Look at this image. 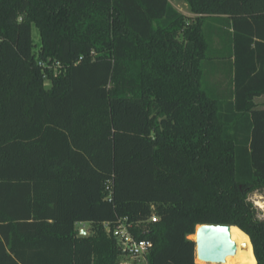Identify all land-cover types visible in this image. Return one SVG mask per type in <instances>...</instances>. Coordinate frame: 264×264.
I'll use <instances>...</instances> for the list:
<instances>
[{
  "label": "trees",
  "instance_id": "16d2710c",
  "mask_svg": "<svg viewBox=\"0 0 264 264\" xmlns=\"http://www.w3.org/2000/svg\"><path fill=\"white\" fill-rule=\"evenodd\" d=\"M183 1L0 0V264H121V218L146 264L203 223L264 264V0Z\"/></svg>",
  "mask_w": 264,
  "mask_h": 264
},
{
  "label": "water",
  "instance_id": "95a60500",
  "mask_svg": "<svg viewBox=\"0 0 264 264\" xmlns=\"http://www.w3.org/2000/svg\"><path fill=\"white\" fill-rule=\"evenodd\" d=\"M231 225L203 223L196 226L193 238L196 261L205 264H219L236 252V243L230 234ZM82 235L85 230H81Z\"/></svg>",
  "mask_w": 264,
  "mask_h": 264
},
{
  "label": "built area",
  "instance_id": "2783aa9c",
  "mask_svg": "<svg viewBox=\"0 0 264 264\" xmlns=\"http://www.w3.org/2000/svg\"><path fill=\"white\" fill-rule=\"evenodd\" d=\"M53 66L56 67L59 66V64L55 63ZM149 219L152 222L157 220L155 215H152ZM131 227L132 224L126 223L125 218H121L118 224L114 227L112 234L116 238L122 256H128L132 259H145L147 253L150 251L152 243L148 239L137 238L134 236L130 230Z\"/></svg>",
  "mask_w": 264,
  "mask_h": 264
},
{
  "label": "rangeland",
  "instance_id": "374dc122",
  "mask_svg": "<svg viewBox=\"0 0 264 264\" xmlns=\"http://www.w3.org/2000/svg\"><path fill=\"white\" fill-rule=\"evenodd\" d=\"M175 2L177 5L182 7V9H183L182 11L184 12L183 14H185L187 16H191L192 18L195 17V14H193L189 11L188 6L185 4V2L183 0H176ZM31 37H32V42H33V50H34V52H37V50L39 48L40 38H39L38 29L34 23L31 24ZM44 85L49 86V80L48 79L44 80ZM248 200H250L252 202V204L255 206V208L257 209V217L259 219L264 220V191L250 193L248 195ZM75 227H76V229H79V230L85 229V230H87L88 233L92 231L91 225L88 223H84V224L83 223L82 224L76 223ZM121 258H122V264H146V261L143 258L132 259L128 256H122Z\"/></svg>",
  "mask_w": 264,
  "mask_h": 264
},
{
  "label": "bare ground",
  "instance_id": "6f19581e",
  "mask_svg": "<svg viewBox=\"0 0 264 264\" xmlns=\"http://www.w3.org/2000/svg\"><path fill=\"white\" fill-rule=\"evenodd\" d=\"M230 234L236 243V252L227 256L225 262L219 264H254L256 259L248 235L237 226L230 228ZM190 238H195V235H190Z\"/></svg>",
  "mask_w": 264,
  "mask_h": 264
},
{
  "label": "crops",
  "instance_id": "0c3cea01",
  "mask_svg": "<svg viewBox=\"0 0 264 264\" xmlns=\"http://www.w3.org/2000/svg\"><path fill=\"white\" fill-rule=\"evenodd\" d=\"M176 0H170V3L173 5V7L178 10L179 12L181 13H184L182 10V7L177 5ZM185 2V1H184ZM186 4V2H185ZM187 5V4H186ZM191 15V14H190ZM253 102L255 103L256 106L258 107H264V93L260 94V95H257V96H254L253 97ZM82 224V223H81ZM84 224V223H83ZM81 230H85V229H80ZM87 230H85V234H87Z\"/></svg>",
  "mask_w": 264,
  "mask_h": 264
}]
</instances>
